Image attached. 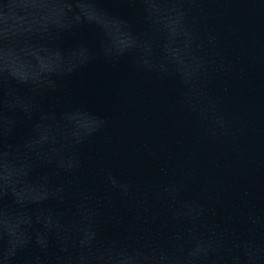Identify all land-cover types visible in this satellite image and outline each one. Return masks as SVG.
I'll use <instances>...</instances> for the list:
<instances>
[{"label": "water", "instance_id": "obj_1", "mask_svg": "<svg viewBox=\"0 0 264 264\" xmlns=\"http://www.w3.org/2000/svg\"><path fill=\"white\" fill-rule=\"evenodd\" d=\"M104 7L128 15L116 0H106ZM202 7L204 14L197 23L216 38L213 58L230 69L212 75L207 84L220 122L211 117L202 121L181 110L176 104L181 90L174 81L146 77L126 62L109 64L98 58L67 76L72 58L88 53L70 51L77 38L60 43L48 39L68 15L60 0H17L10 11H0V73L36 83L67 76L64 87L71 94L50 97L46 107L60 111L82 106L111 120L87 149L91 159L81 177L103 203L109 232L135 236L150 229L157 239L180 244L190 234L211 235L225 227L244 231L249 212L264 216V0H205ZM72 19L82 25L79 40L89 44L102 40L116 51L131 43L117 20L96 13L87 0H79ZM136 23L143 27L139 20ZM175 55L180 58L178 49ZM64 119L51 129L43 121L38 124L30 147L52 145L64 130ZM66 119L74 122L77 132L92 123L81 113ZM30 128L29 121L21 120L11 142H18ZM100 169L110 170L118 182H133L137 200L157 185L182 182L183 199L203 204L207 212L193 229L176 237L178 229L170 224L161 201L154 200L151 212L137 218L126 202L104 188L96 174ZM27 176V169L0 156V189L13 188L18 202L42 204L45 186L38 180L29 183ZM18 223L27 224L29 219ZM124 264L136 262L128 258Z\"/></svg>", "mask_w": 264, "mask_h": 264}, {"label": "clouds", "instance_id": "obj_2", "mask_svg": "<svg viewBox=\"0 0 264 264\" xmlns=\"http://www.w3.org/2000/svg\"><path fill=\"white\" fill-rule=\"evenodd\" d=\"M16 2L0 0V11H10ZM78 2L60 0L68 15L63 26L48 37L55 43L77 38L70 51L88 53L82 59L72 58L67 76L98 58L109 64L126 62L146 77L174 81L181 90L176 100L181 110L202 121L211 117L220 122L207 84L212 75L230 69L213 58L216 38L202 32L197 23V17L204 14L205 0H116L128 15L104 7L106 0H87L96 13L117 20L129 34L131 43L122 51L102 40L89 44L78 39L82 25L72 19ZM137 20L142 28L137 27ZM67 76L36 83L17 79L7 71L0 73V156L27 169V181L42 182L47 192L42 204H33L18 202L7 185L0 189V264H124L128 258H134L136 264H264V216L251 212L244 231L225 227L211 235L190 234L180 244L172 243L171 238L157 239L150 229L135 236L109 232L103 203L81 177L91 159L87 149L105 133L111 120L82 106L60 111L46 107L50 97L63 99L71 94L64 87ZM72 113L86 114L91 127L77 132L74 122L66 119ZM61 118H65L64 130L55 135L52 145L30 147L38 124L43 121L51 129ZM21 120L29 121L31 128L18 142H11ZM96 174L104 188L126 202L137 218L151 212L154 200L161 201L168 209L170 224L178 229L173 234L176 237L193 229L207 212L203 204L183 199L182 182L162 183L137 200L133 182H118L107 169ZM25 217L29 223H18Z\"/></svg>", "mask_w": 264, "mask_h": 264}]
</instances>
